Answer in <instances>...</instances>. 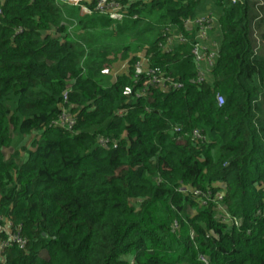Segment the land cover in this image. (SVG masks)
Returning a JSON list of instances; mask_svg holds the SVG:
<instances>
[{
    "label": "trees",
    "instance_id": "trees-1",
    "mask_svg": "<svg viewBox=\"0 0 264 264\" xmlns=\"http://www.w3.org/2000/svg\"><path fill=\"white\" fill-rule=\"evenodd\" d=\"M1 1L0 264H264V0Z\"/></svg>",
    "mask_w": 264,
    "mask_h": 264
},
{
    "label": "built area",
    "instance_id": "built-area-1",
    "mask_svg": "<svg viewBox=\"0 0 264 264\" xmlns=\"http://www.w3.org/2000/svg\"><path fill=\"white\" fill-rule=\"evenodd\" d=\"M64 3H68L72 6L80 8L81 14L86 15V14H91V10L89 6L87 5H93L94 10L96 12H99L101 14H111L112 17L122 19V15L119 13H115L113 9H118L120 7L119 2L120 0H60ZM234 2H240L242 0H233ZM0 4H2V1L0 0ZM2 14V10L0 9V15ZM186 26H191L193 28L198 29L195 33V36L192 38V41L194 43L193 49H192V56L195 61V66L197 68V75L198 77L196 80L193 81V83H202L205 79V71L210 70L211 67L214 64L216 54L212 52H208L204 45L205 42L208 39V33L211 30L212 27V20L208 16H201L195 19L194 21H187ZM173 30L171 29H166L165 33H163V37L165 38V45L168 47L172 48L175 44H183L187 42V39L183 37V35L177 34L172 32ZM194 39V40H193ZM141 70V69H140ZM154 75V81H158L159 77L157 76V73L153 72ZM158 82H161L160 80ZM175 88H182L183 85L175 83L174 84ZM217 101L220 106L224 104V99L222 96L218 95L217 96ZM63 121L70 123L72 125L74 123L73 118H70L67 116L66 112L64 113ZM181 132L180 129H175V133L179 134ZM194 137L196 139H201L202 135L198 132L195 131L193 133ZM192 195L197 198L199 201L204 199V194H202L199 191H193ZM223 196L221 195L220 198ZM224 221L225 222H232V219L229 216H224ZM236 222V221H234ZM22 243L23 241H19ZM9 242H5L3 244V247L8 246ZM26 243L23 242V245ZM201 260L207 264V260L204 257H201Z\"/></svg>",
    "mask_w": 264,
    "mask_h": 264
},
{
    "label": "crops",
    "instance_id": "crops-1",
    "mask_svg": "<svg viewBox=\"0 0 264 264\" xmlns=\"http://www.w3.org/2000/svg\"><path fill=\"white\" fill-rule=\"evenodd\" d=\"M209 18L212 20V27L208 33V39L205 42L204 47L208 52H212V53L217 54L218 47H219V44L217 42V39L219 37V30L217 28L216 21H215L213 15H211ZM188 29L193 30V27L188 26Z\"/></svg>",
    "mask_w": 264,
    "mask_h": 264
},
{
    "label": "rangeland",
    "instance_id": "rangeland-1",
    "mask_svg": "<svg viewBox=\"0 0 264 264\" xmlns=\"http://www.w3.org/2000/svg\"><path fill=\"white\" fill-rule=\"evenodd\" d=\"M264 5V4H263ZM83 15V14H82ZM259 36H261L260 34H258ZM255 41H256V43H255V45H256V50L257 51H259V50H264V39L263 38H261V37H258V36H256V39H255ZM141 56H142V54H140V53H138V57H140L141 58ZM143 58L145 57L144 55L142 56ZM125 72H126V69H125V66L124 65H116V68H115V70H114V78L116 77V76H118V75H122V74H125ZM64 117V116H63ZM31 143V141L30 142H28V144H30ZM130 260H132V261H130L131 263L133 262V259H130Z\"/></svg>",
    "mask_w": 264,
    "mask_h": 264
}]
</instances>
